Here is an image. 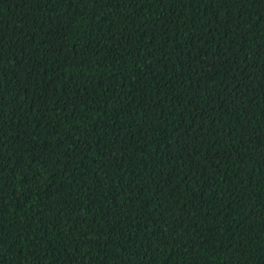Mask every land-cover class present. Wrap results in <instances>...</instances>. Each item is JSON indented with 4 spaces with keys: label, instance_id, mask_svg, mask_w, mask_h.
<instances>
[{
    "label": "trees",
    "instance_id": "16d2710c",
    "mask_svg": "<svg viewBox=\"0 0 264 264\" xmlns=\"http://www.w3.org/2000/svg\"><path fill=\"white\" fill-rule=\"evenodd\" d=\"M0 264H264V0H0Z\"/></svg>",
    "mask_w": 264,
    "mask_h": 264
}]
</instances>
